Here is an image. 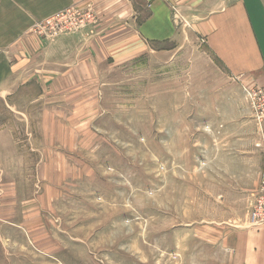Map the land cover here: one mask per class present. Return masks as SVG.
Here are the masks:
<instances>
[{
    "label": "rangeland",
    "instance_id": "1",
    "mask_svg": "<svg viewBox=\"0 0 264 264\" xmlns=\"http://www.w3.org/2000/svg\"><path fill=\"white\" fill-rule=\"evenodd\" d=\"M58 1L12 46L28 82L0 91V264H233L235 235L264 224L249 220L264 178L256 86L192 30L170 52L100 64L95 80L50 82L37 36L94 26L101 10Z\"/></svg>",
    "mask_w": 264,
    "mask_h": 264
},
{
    "label": "crops",
    "instance_id": "2",
    "mask_svg": "<svg viewBox=\"0 0 264 264\" xmlns=\"http://www.w3.org/2000/svg\"><path fill=\"white\" fill-rule=\"evenodd\" d=\"M69 1L84 5L88 0ZM34 2L32 13L25 6L11 10L3 0L0 91L9 87L8 92H12L28 82L17 72L19 51L12 49L26 27L66 6L63 3L59 7L58 0H49L45 7L41 0ZM96 4L101 8L96 25L62 35L54 42L37 36L40 73H52L50 82L74 80L79 70L95 80L100 64L117 66L145 53L170 52L181 35L192 30L222 68L264 90V0H97ZM172 4L177 5L180 16L189 18L191 29L178 25ZM77 38L70 45V40ZM259 173L264 175V163ZM235 237L233 264H264V224L241 230Z\"/></svg>",
    "mask_w": 264,
    "mask_h": 264
},
{
    "label": "built area",
    "instance_id": "3",
    "mask_svg": "<svg viewBox=\"0 0 264 264\" xmlns=\"http://www.w3.org/2000/svg\"><path fill=\"white\" fill-rule=\"evenodd\" d=\"M173 9H174V15L176 16L177 22L183 25L184 23L188 22L184 16H180L176 7H174ZM58 14L59 13H56L55 17H60V15ZM246 90L248 91L250 101H252L253 112H254L253 115L255 117L256 122L259 125V129L261 130L263 143L260 142L259 145H262V144L264 145V90L259 87L251 88L248 86L246 87ZM252 202L253 203H252V207H251L250 214H249V217H250L249 220L251 224L264 222V178H262L260 185H259V194L255 195Z\"/></svg>",
    "mask_w": 264,
    "mask_h": 264
}]
</instances>
